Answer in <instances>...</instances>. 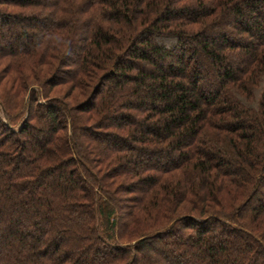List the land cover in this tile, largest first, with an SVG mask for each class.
Instances as JSON below:
<instances>
[{
    "label": "trees",
    "instance_id": "16d2710c",
    "mask_svg": "<svg viewBox=\"0 0 264 264\" xmlns=\"http://www.w3.org/2000/svg\"><path fill=\"white\" fill-rule=\"evenodd\" d=\"M0 264H264V0H0Z\"/></svg>",
    "mask_w": 264,
    "mask_h": 264
},
{
    "label": "rangeland",
    "instance_id": "374dc122",
    "mask_svg": "<svg viewBox=\"0 0 264 264\" xmlns=\"http://www.w3.org/2000/svg\"><path fill=\"white\" fill-rule=\"evenodd\" d=\"M62 90V89H61ZM262 200V199H261Z\"/></svg>",
    "mask_w": 264,
    "mask_h": 264
}]
</instances>
